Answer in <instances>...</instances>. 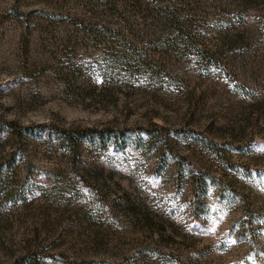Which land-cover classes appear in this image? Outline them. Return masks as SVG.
Returning a JSON list of instances; mask_svg holds the SVG:
<instances>
[{
  "label": "rangeland",
  "instance_id": "1",
  "mask_svg": "<svg viewBox=\"0 0 264 264\" xmlns=\"http://www.w3.org/2000/svg\"><path fill=\"white\" fill-rule=\"evenodd\" d=\"M135 1L0 0V264H264V0Z\"/></svg>",
  "mask_w": 264,
  "mask_h": 264
},
{
  "label": "trees",
  "instance_id": "2",
  "mask_svg": "<svg viewBox=\"0 0 264 264\" xmlns=\"http://www.w3.org/2000/svg\"><path fill=\"white\" fill-rule=\"evenodd\" d=\"M136 8L138 9L139 14L143 16L145 19H153L156 20L157 16L161 17V20H163L162 23L165 24L167 20V11L166 7L163 6L162 0H136ZM138 2V3H137ZM188 4L191 2H187ZM200 3V1H197V5ZM150 4L152 6H150ZM158 4V6H157ZM162 14V15H161ZM176 23V30L174 32L181 33L182 37L187 36L188 40L191 38L192 32L188 28H186V25H182L180 21H175ZM197 54L203 55V52H205L203 49H199V47H196ZM207 51V50H206ZM9 130H14L12 125L8 126ZM1 130V129H0ZM52 133V132H51ZM98 137L103 140H109L110 138L116 136L114 132L111 130L104 132V131H99L97 133ZM101 136V137H100ZM95 135H93V131H73L71 129H64L60 131V140L64 143L67 144V147L70 149H73V143L76 141V139H79L78 141H92L94 138H98ZM73 142V143H72Z\"/></svg>",
  "mask_w": 264,
  "mask_h": 264
}]
</instances>
